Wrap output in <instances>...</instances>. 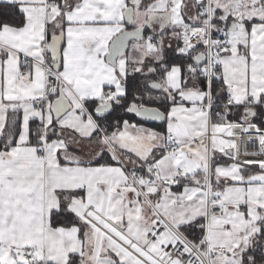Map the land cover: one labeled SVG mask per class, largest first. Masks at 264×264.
<instances>
[{"label":"snow or ice","instance_id":"6c2138e0","mask_svg":"<svg viewBox=\"0 0 264 264\" xmlns=\"http://www.w3.org/2000/svg\"><path fill=\"white\" fill-rule=\"evenodd\" d=\"M0 264H264V0H0Z\"/></svg>","mask_w":264,"mask_h":264}]
</instances>
